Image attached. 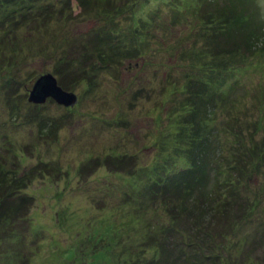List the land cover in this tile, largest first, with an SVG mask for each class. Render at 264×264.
Returning a JSON list of instances; mask_svg holds the SVG:
<instances>
[{"label":"rangeland","instance_id":"rangeland-1","mask_svg":"<svg viewBox=\"0 0 264 264\" xmlns=\"http://www.w3.org/2000/svg\"><path fill=\"white\" fill-rule=\"evenodd\" d=\"M64 1L27 0L23 14L28 7L55 9L48 31L36 34L26 20L15 24L21 42L7 41L11 21L1 22L13 11L22 14L24 6L5 2L0 11L3 50L22 47L26 53L0 60L1 195L10 203L32 201L21 219H6L1 209L0 221L15 222L0 224V264H154L155 244L163 252L157 264L190 258L217 264L212 257L223 264H264V44L245 57L240 50L232 60L225 57L226 64H200L216 57L206 54L208 34L225 33L223 24L208 29L202 14L213 3L238 16L245 11L247 27L264 32V0H207L202 6L199 0H130L133 13L109 14L112 20L89 15L76 0L65 8ZM110 28L117 30L111 48L123 56L116 66L95 49L105 45ZM80 29L87 31L83 39L94 58L71 73L78 75L76 104L29 102L39 75L58 78L54 67L66 45L58 37L75 38ZM190 80L201 96L192 99L184 91ZM239 168L231 178L240 175L241 199L258 204L234 233L212 241L211 257L202 258L205 244L196 249L205 229L183 212L177 190L184 186L182 195L189 197L186 187H198L219 199L218 185L224 190L226 174ZM173 225L191 230V256L188 239Z\"/></svg>","mask_w":264,"mask_h":264},{"label":"trees","instance_id":"trees-1","mask_svg":"<svg viewBox=\"0 0 264 264\" xmlns=\"http://www.w3.org/2000/svg\"><path fill=\"white\" fill-rule=\"evenodd\" d=\"M29 1L30 2L35 1V3L40 4L38 2H40L41 0H29ZM76 1H77L78 7L81 6L82 9H84L87 13H89V15H92V16L106 15L107 17L105 20H112V18L109 19L110 16H108L109 14H112V13H119L122 11L127 12L129 10H131V13H133L131 9L132 5L130 3V0H76ZM206 1L207 0H199L198 2L202 6ZM5 2L6 3L13 2V6L15 5L16 8L17 7L20 8L24 6L21 11L22 14L19 13V15H15L14 14L15 11H13V14H10V15L7 14L6 17L3 18V21L1 22L3 23L2 25L5 26V23L8 20L11 21L10 22L11 28H9L8 31L6 29L7 33L4 35L7 41H8V38H11V37L19 39L20 42L22 41L20 39L22 38L21 35L20 37L19 36L15 37L13 33H15V29H16L15 24L17 23L20 24L21 21L23 20H26L25 22H28V24L30 25L29 26L30 30H32V28L35 29L36 34L37 32L40 33L41 30H43L44 28H45L44 30L48 31L49 16L51 14H54V12L52 13L51 10L54 11L55 9V8H52L51 5L49 6V8H46L47 9L46 12H43V11L37 12V11H32V10L30 11L31 7H28L27 13L23 14V12L25 11V4L27 3V0H0V11L6 6ZM64 2H65V8H68L67 6L70 7L71 0H68V1L65 0ZM213 4L211 5V8L207 9L206 12L202 14V17L205 18V22L207 24L206 27L210 29L211 24H217L219 26L220 24H223L222 29L225 30V33L224 35H222L220 31H214L208 34L209 45L208 44L206 45V50H205L207 52L206 54L210 52L212 54V55L211 54L209 55L210 57H215V56L216 57L214 58L213 61L209 60L206 63L201 62L200 64H202V67L206 65L208 67H205V68L211 67L210 66L211 62H212V65L215 62H218L220 64H226L227 60H225V57H228V59L232 60L237 55V51L239 50L240 51L238 54L245 57L247 54H252L254 51L257 50L255 49L257 43L264 44V32H259L257 29L253 30L247 27L251 23V21H248L250 20L249 14H247L245 11H240L241 12L240 13L241 17H240L237 15L236 10L234 9L226 10L221 6L214 7ZM3 5L5 6L2 7ZM246 11L248 12L249 10L246 9ZM215 28H217L216 25L213 27V29ZM106 32H108L107 42L105 43L104 46L102 45L96 46L95 49H101V52L99 55L103 59V62H108L109 64L116 66L115 63L116 62L121 63V60L123 59V56L121 53L118 54V56H116L117 54L116 48L114 49L111 48L113 47L111 46V42L115 41V38H117V34H116L117 30L114 28H110ZM86 33L87 31H81L80 29L78 32L79 36H75V38H63L61 36L58 37L57 41L59 42L60 40L59 43L64 44V45L66 44V45L65 47H63L64 49L63 53H60V54H64V56L63 57L62 55L58 56L59 66L58 65L55 66L54 71L56 72L58 76L59 84L66 90H72L74 85L77 83L78 75L71 76V73H75L76 71L80 72L81 67L82 68L84 66L86 67L87 65H89V63L93 62V58H94L93 53L90 47L88 46V44L85 42L87 40L83 39L86 37ZM44 35H47V32L43 34L42 37H44ZM226 37H229L230 41H227ZM3 41H4L3 38H1L0 45L2 46L0 47V60L2 63L3 61H7L8 57H10V59L15 58V56H17L20 53L22 57L26 56V53L23 51L22 47L19 49L12 50V53L9 52L6 54L5 50H3ZM205 42H207V39L205 40ZM67 47L69 48L68 49L69 51L66 50ZM211 48H214L215 50L217 48L219 49L218 51H209ZM132 53L133 52L130 49L128 51V54H132ZM201 61H203V59ZM62 62L65 63L66 65L65 68L62 67L61 65ZM76 63L78 64V66L75 67L74 71H71L72 68L76 65ZM190 81L191 82H188V83L186 82L185 85L187 86H184V91H187V93L192 94L190 95L192 99L194 97L201 96V93L203 92V90L199 91L198 88L196 87V83L192 80ZM182 89H183V85H182L181 91ZM186 104H187L186 107L189 106L190 110L194 109L193 104H189V103H186ZM234 157H236V155ZM0 167H1V164H0ZM199 168L200 166H197L198 170H200ZM240 171H241V168L237 170H233L226 174V176L224 177V180L222 181V184L225 185V189L223 190L221 188V185H218L217 191H218L219 199L216 198L213 200V198H215L213 197L215 191L207 193L205 191L200 190L198 187L197 188L195 187L194 189H192V187H189V186L186 187L187 188L186 193L190 194L189 197L186 193L185 195H187V197H183L184 195H182L184 193L181 192V189L184 186L179 187L178 190L176 189L179 193L178 196L182 197V199H185L184 205H183V212H186V215H192L193 217H195L196 220H199L195 222L198 225L199 223H201L202 224L201 229H205V232H203L202 236L198 237L199 241L198 240L197 241L200 243L197 242L198 248L196 249V250L203 249V244H205L206 252L203 254L201 253L202 258H208L209 256L211 257V254L210 255L207 254V250L208 251L211 250L212 245L210 244L212 243V241L214 239H217L218 236L230 235L234 233V231H236L235 229L240 223L239 220L245 218L244 216L248 212V209L252 208L254 201H255L254 207L258 204L257 199L250 200L249 197L247 198L246 196H242V199H241L240 188H239L240 175L234 178H231V173H237V172L241 173ZM192 175L193 173L191 174V177ZM188 178H189V174H188ZM242 178L243 180L245 179L244 177ZM195 182L197 185L198 181H195ZM1 184H2V181L0 180V213H2V210H3L2 214L5 215L6 219H12V220L21 219L25 214L28 213V210L31 207L32 201L25 202L21 200V202L18 204H16V201H14L13 203H10V200H8L9 197L5 196L4 195L5 193L1 195V193L3 192L1 189H4V191H6L5 187H1ZM189 184H190V180H187L186 183L184 184L180 183L178 186L180 185L187 186ZM195 189L198 192L197 194H193ZM198 202H200V204H198ZM208 218L210 219L209 222H208ZM14 222L15 221H0V224H1V227H6V226L13 225ZM173 228L175 229L174 232L181 233V236L183 238L185 237L187 238V234H186L187 231L191 232V230L186 229V228H182V227L176 228L175 225L172 226V229ZM193 232L196 233L195 231ZM187 239H188V242L186 243V246L188 248L187 251L192 250L189 253V256H191L194 251L193 248H194L196 239L194 238V241H193L192 236H190ZM157 246L158 245L156 244L153 245L152 251L154 255H153V258L150 260V262H153L154 264L160 263L158 262V255L161 253V256H162V253H163L161 249ZM177 250L182 251L181 246L180 248L178 247ZM211 259H212L211 261L214 263L217 262V264H223L219 258L213 260V257H212ZM257 260L259 261V259ZM192 261H195L196 263L195 262L192 263ZM200 261L201 259L196 260L195 258H190L186 261L185 264H197V263L200 264L199 263ZM203 263L208 264V262H202L201 264Z\"/></svg>","mask_w":264,"mask_h":264},{"label":"water","instance_id":"water-1","mask_svg":"<svg viewBox=\"0 0 264 264\" xmlns=\"http://www.w3.org/2000/svg\"><path fill=\"white\" fill-rule=\"evenodd\" d=\"M49 98L66 107L73 106L78 101L77 94L72 90H66L51 72L39 75L29 90L28 101L41 105Z\"/></svg>","mask_w":264,"mask_h":264}]
</instances>
